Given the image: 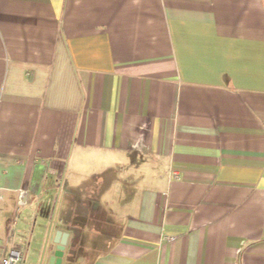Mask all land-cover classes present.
<instances>
[{"label":"crops","instance_id":"obj_1","mask_svg":"<svg viewBox=\"0 0 264 264\" xmlns=\"http://www.w3.org/2000/svg\"><path fill=\"white\" fill-rule=\"evenodd\" d=\"M15 246L264 264V0H0V258Z\"/></svg>","mask_w":264,"mask_h":264},{"label":"built area","instance_id":"obj_2","mask_svg":"<svg viewBox=\"0 0 264 264\" xmlns=\"http://www.w3.org/2000/svg\"><path fill=\"white\" fill-rule=\"evenodd\" d=\"M19 204H22V196L24 195V192H19ZM167 239H171L170 237H167ZM0 264H24V256L20 248L18 247H12L9 249L1 258H0Z\"/></svg>","mask_w":264,"mask_h":264},{"label":"water","instance_id":"obj_3","mask_svg":"<svg viewBox=\"0 0 264 264\" xmlns=\"http://www.w3.org/2000/svg\"><path fill=\"white\" fill-rule=\"evenodd\" d=\"M55 255H56L57 257H60V256H61V249L58 250V251L55 253Z\"/></svg>","mask_w":264,"mask_h":264}]
</instances>
